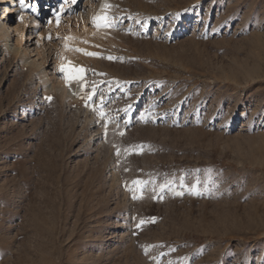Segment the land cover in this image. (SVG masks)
Segmentation results:
<instances>
[{
  "label": "rangeland",
  "instance_id": "obj_1",
  "mask_svg": "<svg viewBox=\"0 0 264 264\" xmlns=\"http://www.w3.org/2000/svg\"><path fill=\"white\" fill-rule=\"evenodd\" d=\"M2 1L0 264H264V0Z\"/></svg>",
  "mask_w": 264,
  "mask_h": 264
},
{
  "label": "bare ground",
  "instance_id": "obj_2",
  "mask_svg": "<svg viewBox=\"0 0 264 264\" xmlns=\"http://www.w3.org/2000/svg\"><path fill=\"white\" fill-rule=\"evenodd\" d=\"M4 3H8L9 5H11V8H9V6H5L3 7V14H4V18H3V21L1 22V27L2 28H5V23H4V20L7 16H9V21L12 22V21H19V23H25L26 20H27V15L24 13L25 11V8H21L20 7V4H19V0H6V1H2ZM13 15V16H12ZM180 16V15H179ZM177 16L175 17V19H179L180 17ZM10 27L13 28L14 27V24L11 25L10 24ZM7 35H8V39L10 38L11 39V33L8 32L7 30ZM13 40V38H12ZM6 46L8 47V43H5ZM9 48V47H8ZM16 51V49H15ZM18 52V51H16ZM2 55V54H1ZM3 56V55H2ZM4 57V56H3Z\"/></svg>",
  "mask_w": 264,
  "mask_h": 264
},
{
  "label": "snow or ice",
  "instance_id": "obj_3",
  "mask_svg": "<svg viewBox=\"0 0 264 264\" xmlns=\"http://www.w3.org/2000/svg\"><path fill=\"white\" fill-rule=\"evenodd\" d=\"M73 2H75V0H73ZM19 4L21 8H25L26 4H25V0H19ZM111 5L105 4L103 5V8L107 9L110 8ZM33 11H35V9H33ZM93 23L97 26H106L108 24V17L105 15H99L93 18ZM70 39V38H69ZM77 51H82L80 49H77ZM88 55H96L95 53H87ZM109 59H114L113 57H109ZM61 72H65V68L62 66L60 69ZM83 69H68L67 74L65 76L66 81L67 80H72V79H82V77L80 75H78L79 73H82ZM73 73H76L77 75H73ZM51 99V98H49ZM101 115H103V113H101ZM123 134V133H121ZM135 183H140L139 181L135 182Z\"/></svg>",
  "mask_w": 264,
  "mask_h": 264
}]
</instances>
